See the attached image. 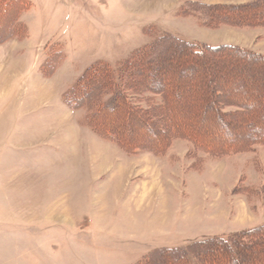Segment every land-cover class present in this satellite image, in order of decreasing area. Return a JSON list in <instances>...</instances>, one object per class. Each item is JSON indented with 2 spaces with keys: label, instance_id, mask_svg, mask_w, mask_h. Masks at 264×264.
Returning a JSON list of instances; mask_svg holds the SVG:
<instances>
[{
  "label": "rangeland",
  "instance_id": "rangeland-1",
  "mask_svg": "<svg viewBox=\"0 0 264 264\" xmlns=\"http://www.w3.org/2000/svg\"><path fill=\"white\" fill-rule=\"evenodd\" d=\"M27 1L26 37L0 43V264H137L158 248L264 223V144L212 157L175 138L162 153L127 152L91 130L86 108L62 100L91 66L117 69L159 34L264 54V26H201L179 14L186 0ZM54 52L63 58L50 75L52 66L40 65ZM190 75L180 98L191 94ZM128 95L142 108L161 102ZM110 111L108 128L117 118Z\"/></svg>",
  "mask_w": 264,
  "mask_h": 264
},
{
  "label": "trees",
  "instance_id": "trees-1",
  "mask_svg": "<svg viewBox=\"0 0 264 264\" xmlns=\"http://www.w3.org/2000/svg\"><path fill=\"white\" fill-rule=\"evenodd\" d=\"M28 8L27 0H0V43L26 37L27 27L19 18ZM179 14L194 15L199 25L209 28L264 26V0L244 4L186 0ZM62 58V52L50 54L41 70L52 66L51 75ZM171 63L173 70L167 72ZM247 72L252 79L245 82L242 75ZM185 74L196 82L191 94L180 98ZM129 92L159 95L161 102L142 108L131 101ZM62 100L70 109L86 108L91 130L127 152L162 153L175 138L190 140L212 157L248 151L254 144H264V54L232 44L198 45L162 33L117 69L104 62L91 66ZM185 104L193 106L189 113L176 111ZM110 110L117 111V118L108 128ZM133 129L139 131L136 139L130 135ZM253 255L263 257L250 261ZM137 264H264V223L185 247L158 248Z\"/></svg>",
  "mask_w": 264,
  "mask_h": 264
},
{
  "label": "crops",
  "instance_id": "crops-1",
  "mask_svg": "<svg viewBox=\"0 0 264 264\" xmlns=\"http://www.w3.org/2000/svg\"><path fill=\"white\" fill-rule=\"evenodd\" d=\"M202 43H204V42H202ZM205 44H207V43H205ZM229 44V43H228Z\"/></svg>",
  "mask_w": 264,
  "mask_h": 264
}]
</instances>
